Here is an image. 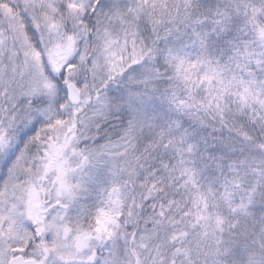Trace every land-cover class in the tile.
<instances>
[{
  "label": "snow or ice",
  "instance_id": "snow-or-ice-1",
  "mask_svg": "<svg viewBox=\"0 0 264 264\" xmlns=\"http://www.w3.org/2000/svg\"><path fill=\"white\" fill-rule=\"evenodd\" d=\"M0 264H264V0H0Z\"/></svg>",
  "mask_w": 264,
  "mask_h": 264
}]
</instances>
